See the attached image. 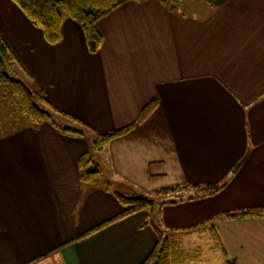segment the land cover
I'll use <instances>...</instances> for the list:
<instances>
[{
    "label": "crops",
    "instance_id": "obj_1",
    "mask_svg": "<svg viewBox=\"0 0 264 264\" xmlns=\"http://www.w3.org/2000/svg\"><path fill=\"white\" fill-rule=\"evenodd\" d=\"M202 1L184 11L130 0L97 22L103 42L91 53L67 13L62 40L49 44L0 0V35L27 70L19 78L88 125L76 126L82 135L57 117L35 126L0 95V264H141L158 224L180 241L217 213L264 206V0ZM154 97L147 120L93 149L97 132L133 122ZM86 153L100 171L93 183L82 180ZM194 184L224 186L119 216L130 185ZM216 229L235 264H264V217L222 219ZM197 231L226 262L209 231Z\"/></svg>",
    "mask_w": 264,
    "mask_h": 264
},
{
    "label": "trees",
    "instance_id": "obj_2",
    "mask_svg": "<svg viewBox=\"0 0 264 264\" xmlns=\"http://www.w3.org/2000/svg\"><path fill=\"white\" fill-rule=\"evenodd\" d=\"M25 16L40 28L44 39L49 44H57L62 38V23L65 13L75 20L83 29L87 48L91 53L99 51L103 42V37L97 28V22L107 16L114 9L130 0H11ZM162 1V0H161ZM172 7H174L172 5ZM26 73L27 70L17 57L8 40L0 35V95L8 102L12 103L20 114L26 116L35 126L44 121L54 120L56 116L63 117L73 124L88 127L78 116L66 112L52 103L42 89H34L25 81L19 78V71ZM160 105V98L154 97L141 109L137 118L128 125L114 129L109 132H97L93 140V149H101L116 139L126 136L131 130L147 120ZM72 123L62 127L63 131L72 134H84L82 128L76 127ZM58 126V125H57ZM92 158L90 153L83 155L81 159L82 180L86 183H93L100 176V171L91 168ZM223 184L191 187L198 189L196 194H190L186 199H196L207 197L218 193ZM184 186H166L161 189L164 192L174 191ZM123 203L129 208L120 217L145 208H153L154 201L145 197H128L121 195ZM183 200V198H181ZM172 202H176L172 201ZM118 217V216H117ZM246 217H264V206H252L227 210L217 213L197 225H192L186 229L187 232H195L207 229L215 243L221 248L227 264H235L230 260L224 249L221 238L217 232V222L222 219H239ZM157 242L141 264H187L191 257L179 239L175 236V231L166 230L162 225H157Z\"/></svg>",
    "mask_w": 264,
    "mask_h": 264
},
{
    "label": "rangeland",
    "instance_id": "obj_3",
    "mask_svg": "<svg viewBox=\"0 0 264 264\" xmlns=\"http://www.w3.org/2000/svg\"><path fill=\"white\" fill-rule=\"evenodd\" d=\"M168 2L171 4H174L175 6L181 8L182 10L184 9V11H188L189 9L197 11L196 9H199V8L203 9V7L205 6V4L202 0H180V1L168 0ZM18 72H19V76H22L23 72H20V70ZM56 117H57V119L59 118V120L65 122L66 124L72 123L63 117H60V116L59 117L56 116ZM73 125H76L78 127H82L78 124H73ZM83 129H85V128H83ZM158 180L160 182L164 181L162 178H159ZM173 186H178V185H173ZM117 187H118V185H117ZM118 188L121 189L120 187H118ZM128 188L129 189L127 191L123 190V193L125 195L136 196V197H145V198L151 199L152 201H154L156 199L162 200L165 198H169V199L173 198V199L181 200V198L186 199L188 197V195L196 194L198 192V189L193 188L191 186H188L186 188L179 187L176 190L170 191V192L161 191V189L163 187H161L157 190H154V192L153 191L152 192L146 191L143 188L139 189L140 187L137 188L133 185L128 186ZM196 232H198V231H196ZM196 232L189 234V235H187V233H185L186 235L184 234V235H181V237H180V241H181V238H184V237L186 238L185 241H183L184 248L190 252V256H191L188 259V264H227L224 260H222L220 257H218V255H219L218 250L213 251L210 249L211 245H213V241L212 240L210 241L209 239L201 240V238H204V237L200 233H196ZM198 251H200V253ZM196 252L199 253V255Z\"/></svg>",
    "mask_w": 264,
    "mask_h": 264
}]
</instances>
